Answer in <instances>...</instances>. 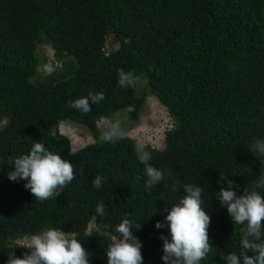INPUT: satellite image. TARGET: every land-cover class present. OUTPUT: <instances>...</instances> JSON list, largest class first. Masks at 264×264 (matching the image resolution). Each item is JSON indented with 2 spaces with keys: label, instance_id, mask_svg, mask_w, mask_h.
<instances>
[{
  "label": "trees",
  "instance_id": "trees-1",
  "mask_svg": "<svg viewBox=\"0 0 264 264\" xmlns=\"http://www.w3.org/2000/svg\"><path fill=\"white\" fill-rule=\"evenodd\" d=\"M108 38L116 48L104 51ZM41 46L60 62L52 76L38 70L52 61L40 59ZM120 69L140 77L135 86L118 85ZM89 91L104 99L88 114L68 106ZM148 95L173 123L162 150L143 146L150 165L165 172L151 190L136 142H104L96 125L124 110L129 130ZM63 121L83 126L95 142L72 152L58 133ZM1 123L0 264H7L10 245L22 257L26 250L16 241L52 227L79 233L89 264H107L108 233L124 218L141 224L133 235L143 264H163L158 237L168 232L155 224L184 195L171 190L174 179L204 189L216 250L200 264H224L223 255L239 253L244 226L232 224L215 198L220 176L240 195L261 168L250 146L264 139V0H0ZM33 142L74 168L60 195L44 201L24 188L26 181L8 179L12 159L28 154ZM96 175L104 180L99 189L91 184ZM101 202L103 216L96 214ZM100 225L108 229L96 231Z\"/></svg>",
  "mask_w": 264,
  "mask_h": 264
},
{
  "label": "clouds",
  "instance_id": "clouds-1",
  "mask_svg": "<svg viewBox=\"0 0 264 264\" xmlns=\"http://www.w3.org/2000/svg\"><path fill=\"white\" fill-rule=\"evenodd\" d=\"M112 42L115 45V41ZM50 50L52 61L42 64L38 69L46 76H52L60 67V62L54 61V51L51 48ZM107 50L105 47L104 51ZM139 79L140 77L133 72L118 70V85L121 88L133 87ZM103 99L104 93L89 91L87 96L69 101L68 106L86 115L91 111L92 105L98 104ZM126 111L131 113L134 108L128 106ZM169 119L171 121L170 117ZM99 122H111L107 130L101 133L104 142L115 143L127 137L125 134L128 130L124 132L119 120L112 122L107 118H100L96 123L97 128ZM0 126L3 124L1 123ZM60 126L79 127L63 121L58 126L60 135H62L59 131ZM160 127L161 123L158 129ZM161 130L165 132L163 137L165 147V135L169 129H163L162 125ZM145 136L148 141L152 138L148 134H144ZM143 146L159 149L154 148L149 142L141 146L137 145V158L145 165L144 187L146 190H151L165 179V172L150 165L151 152L145 150ZM250 151L261 164L255 180L244 188L242 194L237 195V186L233 181L220 176L224 186L215 193V198L219 201L220 207L226 209L232 224L244 226L241 229L239 253L228 252L223 255L221 258L224 264H264V195L260 191L264 190V139H254ZM11 162L13 170L9 171L8 179L26 181L24 188L30 191L35 200L44 201L59 196L75 178L73 165L63 160L57 153L48 151L40 142H33L28 154L13 158ZM168 175L171 177V173ZM103 183V177L100 175H96L91 181L94 189H99ZM181 189L184 195L177 203L164 209L167 213L164 222L155 224L156 229L167 227L168 232L167 236L158 237L162 241L161 260L163 264H200L216 250L212 247L208 236L211 218L204 210L205 206H202L204 189L189 183L181 184L178 179H174L171 190L179 192ZM104 208L102 202L98 203L96 214L103 216ZM140 225L134 226L128 218H124L108 233L110 243L106 252L107 264H143L141 242L133 235L134 230L139 231ZM107 229L108 225H100L96 231ZM78 237L79 233L75 231L65 232L55 227L25 235L22 240L16 241V244L26 251L18 258L15 256L17 247L10 245L12 250L7 254V264H89L91 254Z\"/></svg>",
  "mask_w": 264,
  "mask_h": 264
},
{
  "label": "rangeland",
  "instance_id": "rangeland-1",
  "mask_svg": "<svg viewBox=\"0 0 264 264\" xmlns=\"http://www.w3.org/2000/svg\"><path fill=\"white\" fill-rule=\"evenodd\" d=\"M113 40L109 38L107 40V49L109 50L112 46L116 48V45L112 42ZM38 56L40 59L47 58L51 60V50L48 46H41L37 50ZM43 76V73H42ZM139 85V87L143 86ZM126 114L124 110H120L116 113L114 117V121L119 120L121 122V127L123 130L126 129L128 122H125L124 119L121 118L122 115ZM112 121V122H114ZM111 122L98 123V128L101 133H103L109 127ZM161 123V127L163 125V129H171L173 127L172 121H170L169 116L166 110L159 104V102L152 96L148 95L145 102V108L142 111V115L137 122V124L130 130H126L127 133L125 136L134 139L138 146L142 144L150 143L154 148L162 150L164 148L163 137L165 132L158 129ZM59 131L62 135L67 137L71 143V151L76 152L77 150L85 147L86 145L92 144L94 142V138L90 135L88 131L82 126L72 127V126H60ZM125 131V132H126ZM144 134H148L152 136L151 142L148 141ZM149 136V137H150Z\"/></svg>",
  "mask_w": 264,
  "mask_h": 264
}]
</instances>
